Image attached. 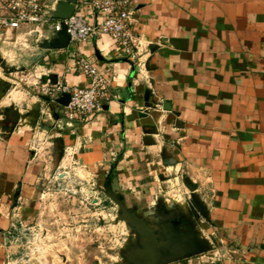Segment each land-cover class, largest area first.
<instances>
[{"label": "crops", "instance_id": "1", "mask_svg": "<svg viewBox=\"0 0 264 264\" xmlns=\"http://www.w3.org/2000/svg\"><path fill=\"white\" fill-rule=\"evenodd\" d=\"M133 9L140 65L108 36L47 50L42 27L0 30V261L4 235L35 216L42 190L75 174L174 221L170 248L185 237L192 256L170 264H264V0ZM77 54L111 86L88 122L70 124L65 97L46 90L88 85ZM20 69L26 84L12 79ZM158 235L161 253L170 241Z\"/></svg>", "mask_w": 264, "mask_h": 264}, {"label": "rangeland", "instance_id": "2", "mask_svg": "<svg viewBox=\"0 0 264 264\" xmlns=\"http://www.w3.org/2000/svg\"><path fill=\"white\" fill-rule=\"evenodd\" d=\"M26 73L16 70L12 79L26 84ZM92 183L86 175L71 174L65 184L46 186L35 216L4 235L0 263L138 264L145 237L128 212L144 219L162 238L168 236L170 244L162 243L159 258H171L166 253L174 241V221L162 213L156 216L152 207H129L121 193Z\"/></svg>", "mask_w": 264, "mask_h": 264}, {"label": "built area", "instance_id": "3", "mask_svg": "<svg viewBox=\"0 0 264 264\" xmlns=\"http://www.w3.org/2000/svg\"><path fill=\"white\" fill-rule=\"evenodd\" d=\"M65 0H9L1 6L4 14L0 16V30H20L24 27H42L50 34L45 41H51L68 28L70 45H78L87 40L108 36L125 59L140 65L141 39L134 32V9L136 0H78V5L90 7L97 16L103 14L101 22L89 20L75 13L69 20L55 17L57 5ZM76 6V8H77ZM80 73L88 80L86 87L58 85L46 92L52 95L69 96L65 107V117L70 124L85 123L98 112L100 101L110 92V81L86 57L77 54L74 60Z\"/></svg>", "mask_w": 264, "mask_h": 264}, {"label": "water", "instance_id": "4", "mask_svg": "<svg viewBox=\"0 0 264 264\" xmlns=\"http://www.w3.org/2000/svg\"><path fill=\"white\" fill-rule=\"evenodd\" d=\"M77 4L78 0H65L64 2L59 3L57 5L56 11L54 12L55 17L63 21L69 20L75 15ZM69 45L70 36L68 34V28L64 24L63 30L60 33H57V36L50 42H46L44 48L47 50L66 49L69 47ZM69 102L70 97L66 96L62 104L63 106L67 107ZM127 215L130 220L140 226L145 237L146 247L145 250L141 253L138 264H170L187 259L192 256L191 254L188 255L183 253V250H186L187 248L186 243L188 241V239L184 237L177 244H175V247L173 246L171 252L168 253L169 255H171L170 259L165 260L164 257L159 258V255L161 254L159 252L161 240L158 233H156V231L152 229L144 219L139 218L138 216L130 212H128Z\"/></svg>", "mask_w": 264, "mask_h": 264}]
</instances>
